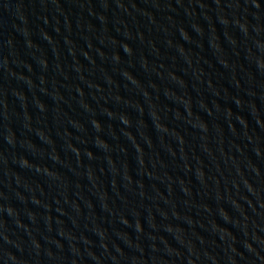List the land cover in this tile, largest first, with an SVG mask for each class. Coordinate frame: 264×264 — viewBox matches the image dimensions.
Returning <instances> with one entry per match:
<instances>
[{
  "label": "water",
  "instance_id": "1",
  "mask_svg": "<svg viewBox=\"0 0 264 264\" xmlns=\"http://www.w3.org/2000/svg\"><path fill=\"white\" fill-rule=\"evenodd\" d=\"M0 264H264V0H0Z\"/></svg>",
  "mask_w": 264,
  "mask_h": 264
}]
</instances>
